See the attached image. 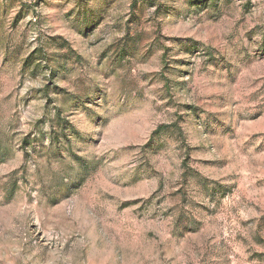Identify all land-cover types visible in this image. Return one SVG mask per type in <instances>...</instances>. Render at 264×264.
<instances>
[{"label": "rangeland", "instance_id": "1", "mask_svg": "<svg viewBox=\"0 0 264 264\" xmlns=\"http://www.w3.org/2000/svg\"><path fill=\"white\" fill-rule=\"evenodd\" d=\"M0 264H264V0H0Z\"/></svg>", "mask_w": 264, "mask_h": 264}]
</instances>
